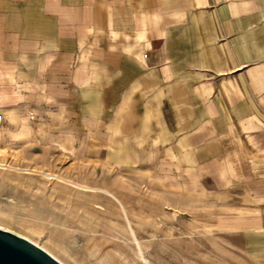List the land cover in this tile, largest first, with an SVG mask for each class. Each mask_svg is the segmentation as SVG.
Instances as JSON below:
<instances>
[{
	"label": "crops",
	"instance_id": "0c3cea01",
	"mask_svg": "<svg viewBox=\"0 0 264 264\" xmlns=\"http://www.w3.org/2000/svg\"><path fill=\"white\" fill-rule=\"evenodd\" d=\"M0 114L2 164L40 146L170 169L264 230V0H0Z\"/></svg>",
	"mask_w": 264,
	"mask_h": 264
},
{
	"label": "rangeland",
	"instance_id": "374dc122",
	"mask_svg": "<svg viewBox=\"0 0 264 264\" xmlns=\"http://www.w3.org/2000/svg\"><path fill=\"white\" fill-rule=\"evenodd\" d=\"M21 138L44 144L43 136ZM5 154L0 228L31 240L63 264H253L254 245L264 241L252 208L244 209V216L228 214L237 212L235 205L208 198L198 177L182 174V183H173L170 169L165 177L145 179L100 163L78 167L76 153L45 152L40 146L20 156ZM14 158L20 160L17 167ZM16 176L19 185L12 182ZM101 188L120 198L134 226L123 206L127 225L120 214L121 201Z\"/></svg>",
	"mask_w": 264,
	"mask_h": 264
},
{
	"label": "water",
	"instance_id": "95a60500",
	"mask_svg": "<svg viewBox=\"0 0 264 264\" xmlns=\"http://www.w3.org/2000/svg\"><path fill=\"white\" fill-rule=\"evenodd\" d=\"M0 264H63L31 240L0 228Z\"/></svg>",
	"mask_w": 264,
	"mask_h": 264
},
{
	"label": "built area",
	"instance_id": "2783aa9c",
	"mask_svg": "<svg viewBox=\"0 0 264 264\" xmlns=\"http://www.w3.org/2000/svg\"><path fill=\"white\" fill-rule=\"evenodd\" d=\"M2 121H3V116H2V114H0V127L2 125Z\"/></svg>",
	"mask_w": 264,
	"mask_h": 264
},
{
	"label": "bare ground",
	"instance_id": "6f19581e",
	"mask_svg": "<svg viewBox=\"0 0 264 264\" xmlns=\"http://www.w3.org/2000/svg\"><path fill=\"white\" fill-rule=\"evenodd\" d=\"M57 244V243H56ZM59 245H61V244H59Z\"/></svg>",
	"mask_w": 264,
	"mask_h": 264
}]
</instances>
